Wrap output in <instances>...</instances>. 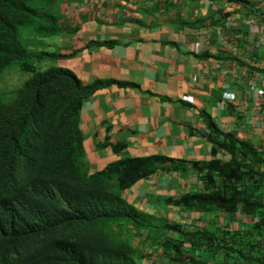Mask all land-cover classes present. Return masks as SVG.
I'll list each match as a JSON object with an SVG mask.
<instances>
[{
  "label": "trees",
  "instance_id": "16d2710c",
  "mask_svg": "<svg viewBox=\"0 0 264 264\" xmlns=\"http://www.w3.org/2000/svg\"><path fill=\"white\" fill-rule=\"evenodd\" d=\"M42 5L0 0V79L14 63L31 74L9 97L0 96V264H150L147 258L152 264H264V149L224 133L204 114L214 158L190 165L203 189L166 200L203 224L134 208L125 191L165 162L176 170L185 161L125 158L89 173L79 128L83 102L111 84L129 83H84L69 68H39L38 62L63 56L21 40L20 27L37 18L46 22L40 35L59 32ZM251 67L264 73L263 62Z\"/></svg>",
  "mask_w": 264,
  "mask_h": 264
},
{
  "label": "crops",
  "instance_id": "0c3cea01",
  "mask_svg": "<svg viewBox=\"0 0 264 264\" xmlns=\"http://www.w3.org/2000/svg\"><path fill=\"white\" fill-rule=\"evenodd\" d=\"M246 1L42 0L59 29L55 41L44 42L59 51H44L63 55L59 65L84 83H129L83 102L79 128L90 171L152 155L185 161L176 170L165 162L124 193L157 218L179 213L171 220L199 223L198 214L166 200L203 189L190 165L214 158L204 114L264 149V73L251 67L264 64V0Z\"/></svg>",
  "mask_w": 264,
  "mask_h": 264
},
{
  "label": "rangeland",
  "instance_id": "374dc122",
  "mask_svg": "<svg viewBox=\"0 0 264 264\" xmlns=\"http://www.w3.org/2000/svg\"><path fill=\"white\" fill-rule=\"evenodd\" d=\"M42 9L45 11H51V9L49 8H44V5H42ZM52 12V11H51ZM53 13V12H52ZM46 24V22L44 21V19H39L37 18V22H35L33 25L28 24V25H24L20 27V36H21V40L27 44L29 46L30 49L34 50V51H42V50H52V51H59L58 47H45L44 46V42H48L50 43L52 40L55 41L56 37L58 35L53 34L50 36H42L37 32V28L40 25ZM47 45V44H46ZM37 65L39 66V68H41L42 70H46L49 67H59V60L56 59H44L40 62L37 63ZM31 77L30 73H25L22 72L19 67L18 64L14 63L11 66L7 67L2 75H1V79H0V96L2 98H6L10 96V93L15 90L16 88H18L20 85H22L28 78ZM132 206L134 208H138L135 204L131 203ZM188 212L185 213V215H187ZM179 213H176V215H168V218L174 219L176 220L178 217ZM182 218V217H180ZM178 218V219H180ZM186 220H188L187 217H184L182 222H186ZM193 223V222H190ZM198 224H203V220L199 221ZM147 260L149 261L150 264H152V260L153 259H149L147 258Z\"/></svg>",
  "mask_w": 264,
  "mask_h": 264
},
{
  "label": "clouds",
  "instance_id": "9594fccd",
  "mask_svg": "<svg viewBox=\"0 0 264 264\" xmlns=\"http://www.w3.org/2000/svg\"><path fill=\"white\" fill-rule=\"evenodd\" d=\"M44 51V50H43ZM46 52H48V51H46ZM53 53H55V52H53ZM59 67H61V66H59ZM83 137V136H82ZM84 141V140H83ZM85 150V149H84ZM85 159H86V152H85ZM86 162H87V159H86ZM87 164H88V162H87ZM104 169V168H103ZM88 171H89V173H96V172H98V171H96V172H91L90 171V169H89V165H88Z\"/></svg>",
  "mask_w": 264,
  "mask_h": 264
}]
</instances>
